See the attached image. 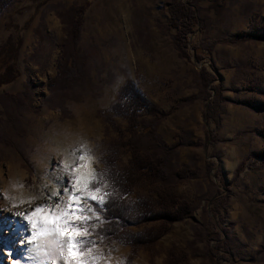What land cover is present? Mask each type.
Masks as SVG:
<instances>
[{
  "label": "rangeland",
  "instance_id": "rangeland-1",
  "mask_svg": "<svg viewBox=\"0 0 264 264\" xmlns=\"http://www.w3.org/2000/svg\"><path fill=\"white\" fill-rule=\"evenodd\" d=\"M86 2L78 46L90 58L87 84L50 91L47 82L56 76L66 37L64 23ZM168 2L15 0L2 13L0 46L14 37H21V44L19 78L0 90V264H51L40 262L34 244L27 243L30 226L13 213L40 204L52 207L46 176L60 166L56 146L69 139L56 128L81 130L76 132L82 138L71 133L82 140L72 151L86 157L89 187L99 188L104 199L112 194L101 158L126 123L114 118L106 125L104 117L127 79L159 112L176 106L156 133L166 146L182 142L169 168L184 166L186 173L167 189L195 209L131 264H165L170 249L185 252L188 264H264V158L256 155L264 150V110L250 107L264 105V29H255L264 25V0H216L215 10L210 0H199L200 24L191 23V31L178 37L168 28ZM176 45L186 58L179 57ZM26 84L30 99L13 102L2 96ZM128 160L122 150L117 166L126 167ZM241 162L245 167L235 176ZM157 189L139 183L126 199L153 197ZM79 206L102 205L82 197ZM83 214L89 217L81 225L92 242L88 255L96 258L89 264H124L129 248L97 235L102 221L96 211ZM212 249L217 255L209 262Z\"/></svg>",
  "mask_w": 264,
  "mask_h": 264
},
{
  "label": "trees",
  "instance_id": "trees-1",
  "mask_svg": "<svg viewBox=\"0 0 264 264\" xmlns=\"http://www.w3.org/2000/svg\"><path fill=\"white\" fill-rule=\"evenodd\" d=\"M13 1L15 0H0V17ZM198 1L169 0L166 10L167 24L169 30L175 31V37L188 34L191 31V23L200 24ZM88 6L89 3L86 2L75 8L69 22L64 23L67 27L66 37L60 47L61 57L57 63L56 76L47 82L50 91L68 92L78 85L87 84L90 58L86 51L79 48L78 40L82 18ZM209 8H217L216 0H210ZM180 27L183 30H179ZM258 28L264 29V25L255 29ZM20 44L21 37H14L0 46V88L19 77L16 60ZM176 50L180 58H186L178 45ZM195 58L197 62L203 60L196 56ZM27 85L19 94L2 96L13 102L28 100L30 89ZM250 107L256 111L264 110V105L257 106L258 108ZM174 109L176 106L173 105L168 112H159L136 90L133 81L127 79L118 88L115 101L104 117L106 125H113L114 118L124 120L126 129L125 132L117 131L118 140L108 145L104 157L101 158L104 179L112 194L106 197L100 208L94 206L102 221L97 235L106 242H115L129 248L130 256L124 264H131L132 259L141 250L152 251L156 242L168 233L172 224L190 218L195 210L189 201L180 199L173 191L167 189L173 179L179 180L186 173L184 166L178 167L175 172L169 168L172 163L177 162V150L182 142L178 140L166 146L156 133L159 123ZM147 117L152 120L147 121ZM122 150L129 154V160L127 166L121 168L117 166V161ZM256 155L264 158V150ZM244 167L245 162H241L234 175H240ZM139 183L158 186V189L154 191L153 197L127 200V196ZM152 222L156 223V226H147ZM131 228H139V231L133 232ZM216 252L217 249H212L209 262L216 259ZM165 264H188L187 254L170 249Z\"/></svg>",
  "mask_w": 264,
  "mask_h": 264
},
{
  "label": "snow or ice",
  "instance_id": "snow-or-ice-1",
  "mask_svg": "<svg viewBox=\"0 0 264 264\" xmlns=\"http://www.w3.org/2000/svg\"><path fill=\"white\" fill-rule=\"evenodd\" d=\"M85 158L84 154L78 157L81 162ZM85 167L83 163H74L69 169L72 179L68 182L71 191L69 188L64 189L68 197L66 205L57 203L55 207H49L40 204L28 213H13L14 216H20L31 228L27 243L34 244L33 251L50 260L51 264H56L57 258L62 259L63 264H89L90 259H96L88 255L92 250L89 247L92 242L85 239L88 229L81 227L89 220L83 213L87 211L95 215V210L79 206V201L83 197L103 205L105 199L98 195L99 188L89 187L90 177H85L80 172ZM55 195L53 192L52 196Z\"/></svg>",
  "mask_w": 264,
  "mask_h": 264
},
{
  "label": "bare ground",
  "instance_id": "bare-ground-1",
  "mask_svg": "<svg viewBox=\"0 0 264 264\" xmlns=\"http://www.w3.org/2000/svg\"><path fill=\"white\" fill-rule=\"evenodd\" d=\"M67 127L68 126H66L64 129L63 128H56L59 133H62L64 135H67V133H68L69 139L65 140V142L58 144L56 146L58 150L55 152V155H56L55 159L60 164V166L56 167L54 170L49 172L46 176V178H48V180L50 181V184L52 186V188L49 191V195L51 197L50 199L53 200L52 201V207H55V205L57 203H60L62 205L67 203L66 201H67L68 197H67V195H65L64 189L69 188V190H70V184L68 182H69L70 178L72 177V173L69 170L71 168V166L74 163L75 164L83 163L86 165L85 162L78 161L79 160L78 159L79 153L72 151V149H75L78 147V144H80L79 142L82 141L81 138H82V136H84V134L78 133V132H81V130L79 128L78 129L73 128L71 130L70 128L67 129ZM76 131H78V132H76ZM73 132H74V135H75V133H78L79 135L81 134V136H80L81 138L79 136L78 137L73 136V134H71ZM80 172L85 177L91 178V172H90L89 165H86V167L81 169ZM53 192L56 193L55 196H52ZM24 195H26V194H24ZM22 196L23 195H21V197ZM1 210L2 209L0 208V211ZM30 258H32V257H30ZM40 260H41L40 262H42V261L44 262L45 260H48V259H45L43 256H41ZM7 264H13V262L11 260H8ZM15 264H17V263H15ZM56 264H63V260L57 258Z\"/></svg>",
  "mask_w": 264,
  "mask_h": 264
},
{
  "label": "crops",
  "instance_id": "crops-1",
  "mask_svg": "<svg viewBox=\"0 0 264 264\" xmlns=\"http://www.w3.org/2000/svg\"><path fill=\"white\" fill-rule=\"evenodd\" d=\"M18 78H19V77H18ZM18 78H17V79H18ZM17 79H16V80H17ZM16 80H15V81H16ZM15 81L12 82L11 84L7 85V86H4V87L0 88V90H1V89H2V90L5 89V87H9V86L11 87V85H12L13 83H15ZM21 90H22V89H21ZM21 90L18 89L15 93H13V94H9V95H16V94H18V92L20 93ZM22 91H23V90H22ZM22 91H21V92H22Z\"/></svg>",
  "mask_w": 264,
  "mask_h": 264
}]
</instances>
